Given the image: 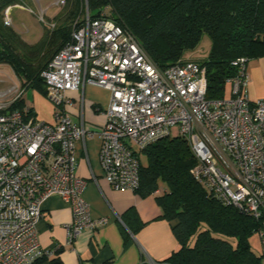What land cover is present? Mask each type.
I'll list each match as a JSON object with an SVG mask.
<instances>
[{
  "label": "built area",
  "instance_id": "obj_1",
  "mask_svg": "<svg viewBox=\"0 0 264 264\" xmlns=\"http://www.w3.org/2000/svg\"><path fill=\"white\" fill-rule=\"evenodd\" d=\"M64 3V0L61 1ZM10 9L4 21L11 25ZM247 59L232 62L225 79L230 97L206 98V70L194 61L160 69L129 32L108 18H90L41 72L46 96L57 108L47 123L11 109L22 91L0 99V264H33L50 257L41 248L36 223L52 195L66 202L70 242L107 218H93L83 197L86 180L76 174L75 144L97 134L105 178L117 189L139 185L138 153L165 136H182L196 158L193 177L214 195L244 212H264V98L250 99ZM85 84L108 91L105 122L98 131L66 113L68 91ZM3 93V92H2ZM4 94V93H3ZM2 96V95H1ZM264 243L262 233H259ZM264 251V250H263Z\"/></svg>",
  "mask_w": 264,
  "mask_h": 264
},
{
  "label": "trees",
  "instance_id": "obj_2",
  "mask_svg": "<svg viewBox=\"0 0 264 264\" xmlns=\"http://www.w3.org/2000/svg\"><path fill=\"white\" fill-rule=\"evenodd\" d=\"M23 2L0 0V63L8 65L20 82L22 94L10 108L28 107V116L35 117L24 91L33 87L46 95L41 72L70 40L86 12L90 18L113 20L129 32L160 69L190 60L205 67L209 100L224 97L225 79L236 71L235 59L248 62L264 56V0H64L52 23L41 22V36L31 44L4 21L5 9ZM204 34L211 42L207 57L189 58ZM138 160L135 191L141 196L159 192L155 197L159 217L173 222L178 242L158 264H263L264 243L257 253L251 238L259 233L264 238V212L254 217L199 183L191 173L196 158L184 137L151 142L138 153ZM132 212L128 209L126 214ZM50 262L61 264L57 256Z\"/></svg>",
  "mask_w": 264,
  "mask_h": 264
},
{
  "label": "crops",
  "instance_id": "obj_3",
  "mask_svg": "<svg viewBox=\"0 0 264 264\" xmlns=\"http://www.w3.org/2000/svg\"><path fill=\"white\" fill-rule=\"evenodd\" d=\"M247 72L248 96L252 100L264 98V56L250 59ZM66 97L69 102L65 109L72 122L83 121L93 132L101 129L108 91L85 84L78 91H68ZM100 143L97 134L76 142L75 171L86 180L83 197L90 205L91 216L107 220L82 230L68 242L66 228L72 220L71 209L59 196L52 195L43 202L36 223L38 242L41 248L52 250L51 256H57L61 264H158L178 247L173 222L159 217L155 198L159 192L141 196L135 190L112 187L100 163ZM128 209L134 213L126 214ZM251 245L257 253L262 252L260 238ZM51 258L33 264H51Z\"/></svg>",
  "mask_w": 264,
  "mask_h": 264
},
{
  "label": "rangeland",
  "instance_id": "obj_4",
  "mask_svg": "<svg viewBox=\"0 0 264 264\" xmlns=\"http://www.w3.org/2000/svg\"><path fill=\"white\" fill-rule=\"evenodd\" d=\"M23 4L14 6L10 11L11 27L20 34L28 43L36 42L42 33V21L52 23V18L57 17L60 10L65 5L62 0H23ZM23 25L24 27H21ZM29 29V32L26 29ZM21 31V32H20ZM210 38L204 34L194 50L193 54L189 56L191 59H203L207 57L210 49ZM19 80L14 75L13 71L6 64L0 63V99L3 97L8 99L15 93H11L13 89H19ZM4 94H3V93ZM2 95V96H1ZM231 84H225L224 97H230ZM26 103L33 107L34 115L37 120L53 123L54 112L57 105L50 100L42 91L37 88L28 87L23 94ZM140 160L144 164L146 162L143 153L140 155ZM259 238L253 235L251 241H256Z\"/></svg>",
  "mask_w": 264,
  "mask_h": 264
}]
</instances>
